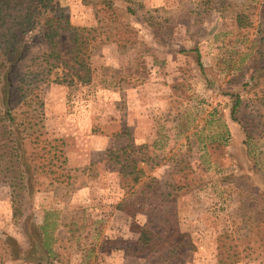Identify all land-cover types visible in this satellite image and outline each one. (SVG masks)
Here are the masks:
<instances>
[{
	"label": "rangeland",
	"instance_id": "rangeland-1",
	"mask_svg": "<svg viewBox=\"0 0 264 264\" xmlns=\"http://www.w3.org/2000/svg\"><path fill=\"white\" fill-rule=\"evenodd\" d=\"M129 1L133 16L127 0L115 1L114 18L100 14L89 83L38 88L41 140L63 154L31 145L44 172L22 194L17 219L0 178V264H264V177L246 156L227 95L241 93L253 72L246 48H264V0ZM237 14L248 19V33L236 30ZM57 15L73 27H98L94 8L81 0H59ZM42 34L27 38L34 53L47 50ZM241 39L229 54L228 42ZM230 57L246 72L226 70L222 60ZM256 109L262 118L253 145L264 166V107ZM225 128L228 140L216 150L214 136ZM127 144L122 158L143 172L133 218L115 208L124 197L115 157ZM173 184L190 187L175 204L180 245L161 257L135 255L148 204ZM46 212L57 224L51 257L36 235Z\"/></svg>",
	"mask_w": 264,
	"mask_h": 264
},
{
	"label": "trees",
	"instance_id": "trees-1",
	"mask_svg": "<svg viewBox=\"0 0 264 264\" xmlns=\"http://www.w3.org/2000/svg\"><path fill=\"white\" fill-rule=\"evenodd\" d=\"M81 1L84 5L94 8L98 27H73L67 19L57 15L59 0H0V178H3L10 188L14 219L20 214L17 203L22 194H31V180L44 172V166L37 162L41 160L39 154L28 153L31 145L40 141L39 144L44 143L43 148L58 150L51 146L50 142L41 140L43 103L38 97V88L46 83L67 86L89 83L92 46L94 48L98 41L101 43L100 30L103 26L100 14L110 18L116 16V0ZM127 1L126 13L133 16L137 10L129 4V0ZM136 7L143 9L142 4H136ZM235 23L239 34L243 31L244 34L248 33L245 31H248L250 25L246 16L237 14ZM40 28L43 29L42 39L47 50L37 54L32 51V45L27 38L33 37ZM104 41L110 39L106 37ZM242 41L243 39L228 42L227 46L231 47L228 53L234 54V46ZM246 49V55L253 57L247 68L253 72L243 84L241 93L227 94L232 99L230 119L242 128L246 156L264 177V166H261L253 145L259 125L258 119L262 118L256 108L264 107V72L260 74V65L262 68L264 66V48L256 44L252 49ZM195 54V62L202 69L200 55L197 51ZM231 60V57L222 60L227 65L226 70L238 69L243 73L245 69L235 68ZM251 106L253 108L247 114V108ZM215 113L216 109L213 110V114ZM228 135L226 128L215 134L213 143L216 144V150L225 145ZM128 147L129 144L119 150L122 154L121 160L117 158L118 155L115 157L120 165L119 187L124 196L115 208L133 218L139 205L136 186H139L143 172L136 170L135 160L126 162L122 158ZM55 154L62 157V148ZM111 154L110 158H113ZM62 163H65V159ZM151 183L159 184L154 179ZM187 189H190L187 185H165L164 190L156 194L154 201L148 204L151 212L147 215V222L139 230L136 249L133 252L135 255L161 257L166 250L176 249L180 245V241L176 239L178 228L175 204L179 195ZM51 216L46 212L42 225L36 228L39 244L48 257L54 255L51 247L54 241L52 232L57 227ZM9 255L10 258L11 252ZM4 261L0 250V263Z\"/></svg>",
	"mask_w": 264,
	"mask_h": 264
}]
</instances>
